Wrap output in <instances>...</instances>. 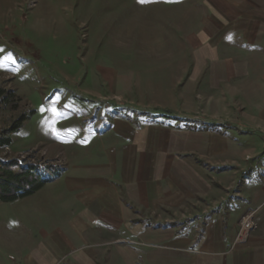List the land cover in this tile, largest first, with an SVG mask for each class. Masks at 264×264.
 <instances>
[{
	"label": "crops",
	"instance_id": "0c3cea01",
	"mask_svg": "<svg viewBox=\"0 0 264 264\" xmlns=\"http://www.w3.org/2000/svg\"><path fill=\"white\" fill-rule=\"evenodd\" d=\"M203 1L188 38V83L218 99L220 111L207 115H242L234 130L254 132L232 144L237 164H227L223 136L199 128L123 117L104 132L79 126L71 152L59 143L67 157L60 175L13 202L24 221L7 227L24 230L5 239L17 264H264V0ZM197 202L208 208L194 215L187 205ZM185 206L184 222L147 220L155 211L178 216ZM249 207L257 228L235 246Z\"/></svg>",
	"mask_w": 264,
	"mask_h": 264
},
{
	"label": "rangeland",
	"instance_id": "374dc122",
	"mask_svg": "<svg viewBox=\"0 0 264 264\" xmlns=\"http://www.w3.org/2000/svg\"><path fill=\"white\" fill-rule=\"evenodd\" d=\"M203 2L0 0V89L13 90L17 96L12 102L18 105L14 109V103L0 101V131L20 112L35 110L12 135V145L0 148V157L34 164L44 177H50L67 164L59 143L64 142L71 152L69 138L79 139L77 127L104 132L113 118L123 117L223 136L226 162L236 165L240 149L232 144L239 142L237 136L250 138L254 132L234 130L242 115H207L220 111L218 99L203 98L206 90L199 81L188 83L194 70L188 38L205 9ZM211 118H218L221 125ZM217 143L210 155H217ZM13 202H0V264L18 263V251L5 239L24 230L21 224L17 230L7 227L24 221L22 205ZM206 205L197 202L187 207L195 215ZM182 209L178 216L151 212L147 220L162 224L165 219L180 218L184 222L187 208ZM247 215H252L253 227L246 240L236 242L235 238V246L248 242L257 228L256 210L249 207L238 220L236 237Z\"/></svg>",
	"mask_w": 264,
	"mask_h": 264
},
{
	"label": "trees",
	"instance_id": "16d2710c",
	"mask_svg": "<svg viewBox=\"0 0 264 264\" xmlns=\"http://www.w3.org/2000/svg\"><path fill=\"white\" fill-rule=\"evenodd\" d=\"M15 96L17 94L13 90L0 89V101L14 103V109H18L17 102H12ZM34 114L35 110L20 112L11 125L2 129L0 148L11 146L12 135L17 133ZM60 173L61 170L57 168L53 177L59 176ZM51 180L52 177H44L34 164L26 166L16 158L0 157V202H12L30 196Z\"/></svg>",
	"mask_w": 264,
	"mask_h": 264
},
{
	"label": "built area",
	"instance_id": "2783aa9c",
	"mask_svg": "<svg viewBox=\"0 0 264 264\" xmlns=\"http://www.w3.org/2000/svg\"><path fill=\"white\" fill-rule=\"evenodd\" d=\"M252 215H247L243 217L241 222V228L238 233V236L236 237V242L238 241H244L248 238V232L251 227H253V221L251 219Z\"/></svg>",
	"mask_w": 264,
	"mask_h": 264
},
{
	"label": "snow or ice",
	"instance_id": "6c2138e0",
	"mask_svg": "<svg viewBox=\"0 0 264 264\" xmlns=\"http://www.w3.org/2000/svg\"><path fill=\"white\" fill-rule=\"evenodd\" d=\"M141 2H143V0H141Z\"/></svg>",
	"mask_w": 264,
	"mask_h": 264
}]
</instances>
